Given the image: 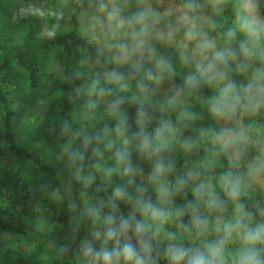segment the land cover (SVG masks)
I'll use <instances>...</instances> for the list:
<instances>
[{
    "label": "trees",
    "instance_id": "16d2710c",
    "mask_svg": "<svg viewBox=\"0 0 264 264\" xmlns=\"http://www.w3.org/2000/svg\"><path fill=\"white\" fill-rule=\"evenodd\" d=\"M27 1L24 0L22 15L28 13L26 4L30 1ZM178 1L184 5L188 18L197 14L199 0ZM13 2L0 0V232L10 235V245L14 236L16 242L14 248L0 244V261L8 258L7 264H103L93 259L102 247L112 252L127 242L123 240L113 246L106 241L105 218L111 215L113 221L119 218L129 221L133 213L135 223H150L141 212L146 202L172 214L159 232L149 229L144 235L152 249L148 257L152 264H169L166 251L170 245L189 250L192 255L202 246L199 239L212 235L215 242L221 240L223 224L235 222L237 204L243 206L244 222L249 227L264 224V211L253 203L258 200V190L244 179L249 157L257 153L255 149L264 148V139L248 153L249 157L232 164L234 160L217 153V147L211 141L202 142L207 145L205 151L201 140L197 136L193 138V134L198 135L196 129L188 126L175 109L181 99H187V107L193 105L195 108H191L196 112H210L214 105L225 112H239L245 101V91L241 84L231 82L238 78L236 73L212 71L202 74L197 67L178 64L179 56L171 50H163L124 13L128 22L153 45L158 57L155 70L161 77L167 76L183 88L180 98L154 102L143 98L153 82L152 77L151 82L145 76L152 73L151 69L139 71L136 81L105 82L95 70L83 64L85 60L93 59L101 64L109 59L99 53L90 39L74 28L55 33L51 39L42 38L39 27L31 20L21 21L19 26L12 25L3 16L2 7L12 6ZM227 2L222 0L219 19H209L211 24L212 21L216 23L211 35L237 52L239 68L243 67L242 59L252 62L255 68L263 67L264 35L258 42L246 35L242 26L248 16L238 6L232 14L239 20L229 26ZM68 3L72 8L69 21L76 27L77 17L89 7V0H68ZM138 3L139 0H131L129 9L134 10L133 4ZM255 7L264 16V0H256ZM25 31L30 37L24 35ZM30 38L35 46L29 42ZM45 45L52 49L43 54L41 50ZM54 56L58 58V68L51 67ZM16 60L21 64L18 65ZM160 60L166 65L162 70L157 67ZM27 62L29 66L25 64ZM247 68L250 67L247 65ZM85 70H88L86 75ZM258 74L260 86H264V77ZM189 77H192L191 82ZM124 85H135L139 90L130 96ZM225 89H228L227 93ZM196 95L200 97L194 98ZM81 97L84 102L80 101ZM141 113L143 123L139 122ZM258 113L264 117V95L259 99ZM120 121H125L123 136L115 130ZM164 125L168 130L163 135L165 146L161 151H141L144 136L152 141L153 148L161 143L155 138V132ZM244 129L251 137L257 129V136L262 137L264 121L260 120L256 128L247 123ZM141 131L144 136L140 135ZM111 138L115 139L118 150L111 158L124 161L125 169L119 163L109 167L103 160L106 155L98 153L100 149H111L108 147ZM208 149L214 150V154L211 155ZM157 160L170 170L159 180H153ZM134 161L141 163L139 169L144 178L135 179L128 174ZM229 172L240 182V195L235 201L227 196L220 184V178ZM31 178L37 182L29 183ZM124 181H127L126 185ZM41 183H46L47 189L35 192L33 187ZM159 184L169 189V195L164 199L158 198ZM201 184L205 186L204 194L197 195L195 189ZM135 187H139L138 191L130 193ZM117 189L124 191L122 198L114 196ZM47 191L52 192L51 197ZM210 198L218 200L223 211L210 208ZM138 201H142V207ZM194 215L207 221L206 233H200L195 227ZM170 224L176 228L168 234ZM239 240L244 241L234 232L224 245H236L242 250L246 245ZM131 244L139 251L140 244ZM86 247L92 249V255L84 254ZM249 247L251 245L247 244L245 250ZM255 249L264 260V243H257ZM234 258V264H237L239 258L236 255L224 264H233Z\"/></svg>",
    "mask_w": 264,
    "mask_h": 264
},
{
    "label": "rangeland",
    "instance_id": "374dc122",
    "mask_svg": "<svg viewBox=\"0 0 264 264\" xmlns=\"http://www.w3.org/2000/svg\"><path fill=\"white\" fill-rule=\"evenodd\" d=\"M14 1L12 6L3 5L2 7L3 16L9 19L12 25L19 26L21 21L25 23L31 20L39 27V34L42 38L51 39L55 33L74 28L88 40L90 39L96 45L95 47L99 53L109 59L101 64L92 59L96 65L92 61L85 60L83 64L91 70H95L94 72L105 82L117 84L121 80L136 81L138 73H141L139 71H150L151 69L152 73L148 72L145 76L147 80H151L152 77L153 82L151 80L152 84L150 82L151 86L147 88V93L143 95V98L154 102H161L164 98H180L183 88L181 84L169 79L167 76L161 77L155 70L154 66L158 61V57L153 45L141 35L135 26L128 22L124 13H127L137 26L150 39L156 41L163 50H171L176 56H179L178 64L197 67L202 74L212 71L219 73L232 71L236 73L238 78L232 79L231 82L241 84V88L245 91V101L239 112H225L222 110L223 115H217L212 110L206 113L196 112V109L191 108L194 107L193 105L190 107L191 109L187 107V99L185 101L181 99L175 109L188 126L196 129L198 135L193 134V138L197 136L196 138L200 139L201 143L205 140L207 142L211 141L212 145L217 147V150H215L217 153L226 155L229 159H235L232 164L243 161L241 159H246L248 153L254 150L257 144L263 142L264 136H257V129L253 130L254 135L251 137L246 134L244 127L247 123H252L256 128L260 120L264 121V117H261L258 113L259 99L264 93L260 91L261 81L260 77L257 76L258 72H263L264 66L255 68L252 62L242 59L243 67L239 68V61L236 60L237 52L223 46L218 37L211 35L216 23L212 21L211 24L209 19H219L222 16V2L199 0L197 14L193 18H188L184 5L178 0H139L137 5L133 4L134 10L129 9L131 0H89V7L85 8L77 17V26L75 27L69 21L72 8L68 0H28L27 2L30 1V3L26 4L28 13L25 15H22L25 8L24 0ZM227 3L229 8L226 19L230 21L229 26H234L239 20L232 14L235 12L236 6L243 13H247L248 20L264 25V16L260 15L255 7L256 0H235L233 4L228 0ZM17 32L20 31L17 30ZM24 35L30 37L27 31L24 32ZM29 42L35 46V42L31 38ZM203 45L207 46L204 47ZM51 49L52 46L45 45L41 52L45 54ZM218 53L223 54L224 59H218ZM220 61H223V63ZM16 62L18 65L21 64L19 60H16ZM28 62L30 63V60ZM28 62L25 63L27 66H29ZM30 64L32 66V63ZM247 65L250 68H247ZM58 66V58L54 56L51 67L58 68ZM232 67L235 68L232 69ZM87 73L88 70H85L84 75ZM136 84L142 87L139 82ZM138 86L124 85L123 88L129 92L130 96H133L139 90ZM199 97L200 95H196L194 98ZM80 101L84 102L85 100L81 97ZM166 116L165 113L164 117ZM226 140L230 143L225 146ZM114 142V138L109 139V144L112 145L110 151L100 149L98 153L101 152L106 155L103 160L107 161L109 167L119 163L120 167L125 169L127 165L124 161L111 158L112 153L116 155L118 152ZM204 143H202V146L207 151V145ZM255 150L257 153L254 156H248V173L244 179L249 185L258 190V200L253 203L264 211V148ZM95 153L97 154V152ZM209 153L214 154V150H209ZM218 162L219 160L216 161V163ZM139 165H141L140 162L134 161L128 168V174L135 179L144 178ZM34 182H37L36 179L31 178L29 180L31 184ZM213 182L215 183L214 179ZM123 184L126 185L127 181H124ZM46 187V183H41L39 186H34L33 190L39 193L41 190H46ZM138 189L139 187H135V189L130 190V193H135ZM47 192L51 197L52 192ZM137 203L140 206L142 205V201ZM74 205V202H72L71 206ZM131 217L132 219L127 221L130 223L128 232L114 236L109 240L111 245L116 246L123 240L133 244L142 242L134 234L136 223L133 213H131ZM121 222H125V220L119 218V220L113 221L111 226L118 230ZM174 227L176 228L174 224L169 225L168 234L171 233ZM9 238L10 235L0 232V244L5 245L7 248H14L15 236L12 245L8 241ZM199 241L202 246L196 249L202 251H206V245L216 243L212 235L201 238ZM239 242L246 245L242 250L236 245L228 247L223 245L224 261L235 255L236 258H239L247 247L245 241L239 240ZM240 251L241 253L238 254ZM231 261L234 264L235 258ZM9 262L8 258H4L0 261V264Z\"/></svg>",
    "mask_w": 264,
    "mask_h": 264
},
{
    "label": "clouds",
    "instance_id": "9594fccd",
    "mask_svg": "<svg viewBox=\"0 0 264 264\" xmlns=\"http://www.w3.org/2000/svg\"><path fill=\"white\" fill-rule=\"evenodd\" d=\"M217 3L222 2V0H216ZM256 4V3H255ZM245 29L246 35L253 39L255 42H258L262 35H264V25H260L255 21H245L242 26ZM206 47L207 45H203ZM245 47L246 51H249L246 45H242ZM218 59H224L223 54H217ZM165 61L160 60L158 62L157 67L159 69H163L165 67ZM264 77V73L261 74ZM211 77L209 78V82H211ZM192 81V77H189V82ZM227 93L228 89L224 90ZM260 91L264 93V86H260ZM212 112L217 115H223V111L221 108L216 107L215 105L212 107ZM140 123H143V113L140 114ZM125 121H120L116 126V132L120 134V136L124 135L125 129L123 127ZM168 130L167 125L161 126L155 132V138L161 143H158L153 148L152 141L144 136L143 131L140 132L141 136L144 138L141 140L140 148L143 152L161 151L162 147H164L163 135L165 131ZM125 143H127L125 141ZM230 141H225V146ZM109 148L112 147L111 144L108 145ZM123 156L124 154L121 153ZM225 157L229 159L226 155ZM235 160V159H234ZM170 168H166L165 164L157 160L155 163V167L153 170L152 179L159 180L160 177ZM110 171V170H109ZM127 171V170H126ZM220 184L227 194L229 198L232 200H237L240 195V182L238 178H233L232 174L229 172L223 175L220 178ZM204 185H199L195 192L197 195H203L202 190L204 189ZM158 188V198L164 199L169 195V189L163 184L157 185ZM211 197V194H208ZM114 196L116 198H122L124 196V191L121 189H117L114 192ZM209 207L219 209L223 211L222 206L219 204L218 200L215 198H210ZM143 215L147 216L151 221L150 223L137 222L134 227V234L138 238V240L142 241L140 243L139 251L135 249L131 243L125 242L123 247L120 249H113L112 252H108L106 249L102 247L101 251L96 253L93 256L95 261H102L103 264H120L123 261V264H152V261L148 259L151 254V247L147 241L144 240V235L148 232L149 229H153L154 232H159L163 224H165L170 218L171 213L163 208H158L153 206L151 203H145L143 208L141 209ZM179 215V213H177ZM245 213L243 211V206L237 204L236 206V218L234 224L224 223L223 224V232L224 236L221 240L216 243H211L206 245V251H201L197 249L194 254L189 255V250H185L182 247H177L174 245H170L166 251V256L169 261V264H224L223 260V245L233 236L235 232L237 235L242 236V239L251 247L247 248L244 252H242L240 258L237 261V264H264V260L260 258L259 253L255 249V245L257 243H264V224H259L256 227H249L245 220ZM113 223V217L111 215L105 218L106 225V241L111 240L116 235H123L128 232L130 223L125 221L121 222L119 229H114L111 225ZM193 223L195 227L198 229L200 233H203L206 230L207 221L201 220L198 216H193ZM155 225V227H154ZM219 231V228L217 229ZM99 237V233H97V238ZM84 254L86 256L92 255V249L90 247H86L84 250Z\"/></svg>",
    "mask_w": 264,
    "mask_h": 264
}]
</instances>
